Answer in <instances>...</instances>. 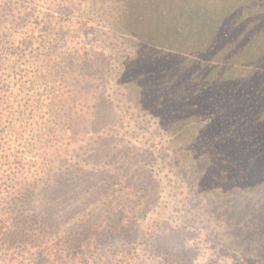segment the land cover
Instances as JSON below:
<instances>
[{
  "label": "trees",
  "instance_id": "16d2710c",
  "mask_svg": "<svg viewBox=\"0 0 264 264\" xmlns=\"http://www.w3.org/2000/svg\"><path fill=\"white\" fill-rule=\"evenodd\" d=\"M105 103L121 118L103 128L121 122L143 166L158 157L143 178L167 173L198 199L173 201L215 255L264 264V0H0V264H145L126 238L133 207L115 219L106 188H83L90 163L44 142ZM109 178L150 213L151 179ZM154 249L150 263L179 257Z\"/></svg>",
  "mask_w": 264,
  "mask_h": 264
},
{
  "label": "rangeland",
  "instance_id": "374dc122",
  "mask_svg": "<svg viewBox=\"0 0 264 264\" xmlns=\"http://www.w3.org/2000/svg\"><path fill=\"white\" fill-rule=\"evenodd\" d=\"M76 8L77 7H75V9ZM81 8L82 7H78V9ZM83 8L88 11L87 7ZM72 11L74 10L69 7L60 8V13L62 16H65V18L72 17ZM82 18L83 16L80 17L81 20ZM78 37L79 38L75 39V41H84L83 36L78 35ZM61 41L62 40H60V42ZM87 41L88 40H86V42ZM81 47L82 45L78 44L77 49H80ZM61 52L62 56H66V49L62 48ZM96 104H99V101H97ZM93 113L97 115L98 123L91 124L93 121V115L90 110V114L87 116L86 120L78 122L74 127V132L71 134H64L62 133L63 129L61 131L59 130L60 127H63L64 129L67 127V120L62 122L60 126H58L57 123H54L53 125H56L58 132L55 129V133H53L52 136H48L44 142L53 149H57V147H67L75 150L77 156L80 154L90 163V166L87 165L86 167H83V171L87 172L91 179L84 176L83 180L89 179L91 183L86 182L83 188H90L93 184H97L99 188H106V194L109 198H106L107 205L105 208L106 210L109 209V212L114 213L113 217L115 219H120L122 214L125 213L128 215L129 210L133 207L132 210L134 215L131 218L132 220L127 226H125V230L128 231L126 238L128 237L129 240L132 241L131 244L134 245L133 249L139 253L140 260H144L145 264H236V262H231L227 256L223 258L215 255V252L211 250L212 247L208 242V237L205 236L203 238L201 231L191 228V226L186 224L187 221H184L186 213L180 211V205L175 206L176 204L173 200L179 199L180 204L186 203V199L183 198V195L188 190L185 189V192H183L184 188L179 185V182L170 183L169 179L168 182H166L165 176L167 173H164L161 176L163 177V180H160L159 178H148L146 180L143 178L145 173H148L150 177H153L151 176L150 169H152V165L156 163L158 157L154 154L152 158L145 160L146 163H151V165L147 167L143 166V159H145L144 153L143 151L139 152L138 146L133 143V140L122 135V131L119 127V123L121 124V122L117 123V126L114 128V133H111L113 131V125L110 129L111 132H109L107 127L106 129L103 128L111 121V118H121L119 115L117 117L114 114L110 105L105 103L97 109L93 108ZM51 117L52 116L48 117V119H51ZM46 119L47 118L44 117L40 121L43 122ZM31 121L35 122L36 119H31ZM79 123H82L81 129L78 128ZM122 147L125 151L121 150ZM92 161L99 164L98 166H102V168L99 167V171L93 170L91 167ZM141 167H143L144 170H141ZM116 170H119L126 175V177L130 178V185L136 183L143 185L149 183V179H151V188L147 189L148 204L146 205V209L150 213L146 212L143 215L137 214L136 216L134 204L129 202V200L127 201V195L125 194L126 189L117 192V188L108 183L110 179L109 177L112 176V173ZM105 172L106 179L104 176ZM174 178L176 179L175 175ZM96 191L98 190L96 189ZM142 193L143 190H141V194ZM115 203H119V206H121L123 210L119 211ZM186 204H188L190 208L193 207L198 209L199 201L195 198ZM172 208H174V210H171ZM155 210H161L162 214L165 212L169 213L171 210L173 216H169L170 219L166 218L167 215H164L165 218L163 216L159 217L157 213L152 212ZM176 210L179 211L180 217H178ZM106 216H109V214L106 213ZM175 224H179L178 228ZM150 247H155V249L162 247L161 250H158L164 251L162 249H165V251L170 253L169 256L177 254L179 257H177L176 260L173 259L172 261H167V263H165L166 261L163 263H150L148 260L150 256V254H148Z\"/></svg>",
  "mask_w": 264,
  "mask_h": 264
}]
</instances>
